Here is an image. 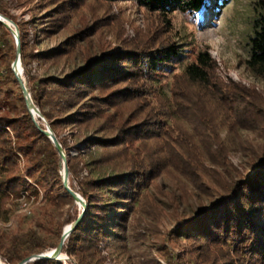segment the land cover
<instances>
[{
    "label": "rangeland",
    "instance_id": "obj_1",
    "mask_svg": "<svg viewBox=\"0 0 264 264\" xmlns=\"http://www.w3.org/2000/svg\"><path fill=\"white\" fill-rule=\"evenodd\" d=\"M59 3H63L61 14L55 12L59 10ZM0 4L17 25L31 55L55 51L80 34L78 44L58 62L35 60L32 56L27 69L36 78H64L83 67L89 59L115 49L135 50L174 43L190 54L186 62L193 61L199 51H209L217 64L218 84L214 86L217 95L213 91L200 92L191 88L186 85L185 78L178 82L184 70V63H181L161 72L159 82L154 85L155 91L142 96L143 99L122 102L115 108L102 104L107 115H115L118 122L129 126L148 118L158 120V113L163 109L175 116L185 135L179 137V132H175L177 126L168 132L167 136L178 139L179 146L173 151L172 141L166 142L163 148L159 139L133 140L128 144V152L111 154L114 157L121 155L124 164L134 161L138 166H157L160 174L145 184L120 238L101 243L97 255L90 258L88 264H227L226 249L180 236L179 228L202 209H212V203L219 195L224 194L225 189L233 188L230 184L234 186L243 177H254L252 171L264 160V77L258 76L247 65L249 39L254 34L255 19L264 13V0H228L222 4L220 1L217 6L215 0H207L200 16L177 11L167 17L139 6L134 0L113 3L102 0H0ZM7 41L11 49L10 39ZM15 58L14 51L0 48V119L24 116L19 86L3 70L12 66ZM24 79L30 89L32 81L25 72ZM181 88L186 89L187 102L194 101L193 109L187 110L191 116L175 106L174 93ZM112 91H98L95 95L106 97ZM221 91L234 101L225 104L219 95ZM160 93L164 95L162 99L157 97ZM64 115L55 114L56 117ZM57 134L67 143V156L83 161L77 172L70 176L76 192L90 179L114 174L111 166L97 162L104 150L87 148L86 142L93 132L80 135L75 126H60ZM216 160L221 164L215 165L213 161ZM201 161H204V167L217 171L218 175L201 177L204 174ZM30 164L19 155L16 171L10 177H21L25 189L20 198L11 196L5 206L6 212L0 214V233L37 231V221L49 226L50 220H53L54 230L60 229L63 233L70 225L67 221L77 217L83 207L75 203L59 210L48 206L45 200L47 188H39V195L26 191L28 184H36V179L28 176ZM237 171L242 175L239 176ZM3 177L0 173V181ZM56 240L55 235H50L46 242ZM63 254L67 256L65 252ZM231 256L236 255L231 252ZM69 259L80 264L76 258ZM67 262L70 261L64 263ZM251 264L259 263L254 260Z\"/></svg>",
    "mask_w": 264,
    "mask_h": 264
},
{
    "label": "trees",
    "instance_id": "obj_2",
    "mask_svg": "<svg viewBox=\"0 0 264 264\" xmlns=\"http://www.w3.org/2000/svg\"><path fill=\"white\" fill-rule=\"evenodd\" d=\"M102 1L113 3L116 0ZM134 1L139 6L164 17L177 11L200 16L207 5V0ZM220 1L221 4L228 2V0H215L216 6ZM62 5L63 3L57 5L59 8L55 11L57 14L62 13L60 11ZM0 14L10 18L2 4H0ZM5 37L10 39L11 49ZM72 38L71 42L55 51L31 55L21 36L22 64L25 75L32 81L29 89L32 99L50 122L65 153L67 154V143L57 134L60 126H75L80 135L84 132H93L92 138L86 142L87 148L99 147L104 150L103 156L97 162L111 166L114 171V174L107 177L88 180L78 192L87 203V212L83 221L66 240L64 252L69 258L78 259L80 264H88V260L94 259L97 255L101 243L120 238L125 223L129 220V213L141 196L145 184L151 179L155 180L160 174L157 166H138L134 161L124 164L120 160L121 155L114 157L111 154L128 152V144L133 140L159 139L162 140L163 148L166 147V142L172 141L173 151L175 146H179V143H176L178 139L173 135L167 136L168 132L177 126L178 130L175 132H179V137L185 135L184 130L178 126L175 116L164 112L163 109L158 113V120L156 117L151 120L148 118L129 126L118 122L115 115H107L108 112L102 109V104L115 108L122 102H137L143 99L142 96L146 97L155 91L154 85L159 82L161 72L172 67L174 69L181 63H184V70L178 82L185 78L188 83L185 84L193 89H198L200 92H216L214 86L218 84L215 74L217 64L208 50L199 51L193 61L186 62L190 54L181 51L179 45L172 43L135 50L115 49L110 53L89 59L83 67L64 78H36L30 75L27 66L32 56L35 60L46 59L58 62L68 56L73 46L78 44L80 34ZM3 47H6L8 52L14 51L15 60L17 59L16 40L12 32L0 23V48ZM247 65L258 76L264 77V13H260L254 21V34L249 39ZM3 70L19 86L12 66L9 65ZM19 89L24 116L16 119H0V173L4 176L0 181V214L6 212L5 206L11 196L15 199L20 198L25 189L22 188L25 182L21 177L16 175L10 177L16 171L19 155L32 163L28 169V176L30 179H36L35 186L28 184L26 191L39 195V188L44 187L47 188L45 200L48 206L59 210L64 205L73 206L76 201L64 189L60 176L61 155L50 139L38 129L20 86ZM111 89L113 91L106 97L95 95L98 91ZM185 90L181 88L174 93L175 106L191 116V112L187 110L193 109L194 101L187 102L184 97L187 94H184ZM219 95L225 104L234 101L222 91ZM163 96L160 93L157 97L162 99ZM204 106L206 108L207 104L205 103ZM92 108L97 111H93ZM55 114L65 115L56 117ZM210 158L214 160V157L210 156ZM68 159L71 176L77 172L83 161L79 157H68ZM201 163L204 173L201 177L218 175L217 171L204 167V161ZM213 163L217 166L221 164L217 160ZM257 167L252 171L254 177H243L234 186L233 183L230 184L233 188L225 189L226 192L220 194L212 203V209H202L197 216L185 222L179 228L180 236L202 240L206 244L211 243L218 249H226L224 257L227 259V264H251L254 260L264 264V160ZM236 173L242 175L239 171ZM70 186L77 191L71 181ZM81 213L75 218H70L67 223L73 224ZM48 224L49 226H46L44 222L37 221V231L31 229L27 232L0 233L2 262L20 264L27 258L57 248L63 233L60 229L54 230L53 220ZM50 235H55L57 240L47 244L46 240ZM231 252L236 256L232 257ZM28 264L66 263L54 259H40ZM67 264L74 262L70 261Z\"/></svg>",
    "mask_w": 264,
    "mask_h": 264
},
{
    "label": "water",
    "instance_id": "obj_3",
    "mask_svg": "<svg viewBox=\"0 0 264 264\" xmlns=\"http://www.w3.org/2000/svg\"><path fill=\"white\" fill-rule=\"evenodd\" d=\"M0 23L4 24L13 34L15 40H16V45H17V59L14 61L12 65V69L15 73L16 79L19 83V86L21 88V91L24 95V98L26 100L28 109L30 114L32 115L38 129L45 135L47 136L50 141L54 144L56 149L61 155L62 159V183L63 187L66 190V192L75 199L76 203L80 206L83 207V211L81 215L78 217V219L70 225L69 228L64 229L61 241L58 245L57 248L54 249V254H49L47 251L41 254L34 255L30 258L25 259L22 263L20 264H28L31 263L35 260H40V259H54L58 261H68L69 257H65V259H62L60 256L62 253H64V246L66 243V240L69 238L71 233L74 231V229L80 224L83 219L86 216L87 212V203L83 196L74 191L71 186H70V172H69V159L67 154L65 153L62 144L60 143L59 139L56 137L54 131L52 130L50 124L46 120V118L43 116L41 110L35 105L32 95L30 93L29 87L27 85L26 80L24 79V70L22 66V41H21V35L19 32V29L17 25L10 20L9 18L5 17L4 15L0 14ZM0 264H2V260L0 257Z\"/></svg>",
    "mask_w": 264,
    "mask_h": 264
},
{
    "label": "bare ground",
    "instance_id": "obj_4",
    "mask_svg": "<svg viewBox=\"0 0 264 264\" xmlns=\"http://www.w3.org/2000/svg\"><path fill=\"white\" fill-rule=\"evenodd\" d=\"M69 227H70V225H69L67 228H69ZM67 228H66V229H67ZM48 253H49V254H54V249L51 250V251H48ZM62 255H63V257H62ZM60 256L62 257V259H65V258H64L65 255H64L63 253H62ZM65 257H67V256H65Z\"/></svg>",
    "mask_w": 264,
    "mask_h": 264
},
{
    "label": "built area",
    "instance_id": "obj_5",
    "mask_svg": "<svg viewBox=\"0 0 264 264\" xmlns=\"http://www.w3.org/2000/svg\"><path fill=\"white\" fill-rule=\"evenodd\" d=\"M68 261H71V260L69 259ZM2 264H6V263L2 262Z\"/></svg>",
    "mask_w": 264,
    "mask_h": 264
}]
</instances>
